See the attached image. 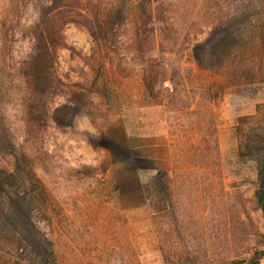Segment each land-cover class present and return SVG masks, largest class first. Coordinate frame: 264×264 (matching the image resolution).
Masks as SVG:
<instances>
[{"label":"rangeland","instance_id":"374dc122","mask_svg":"<svg viewBox=\"0 0 264 264\" xmlns=\"http://www.w3.org/2000/svg\"><path fill=\"white\" fill-rule=\"evenodd\" d=\"M146 1L0 0L1 117L34 177L0 264H248L264 249V152L246 148L264 131V2ZM115 6L100 43L88 23L107 29ZM41 29L62 88L85 93L72 126L52 117L66 96L31 116L21 99ZM225 30L237 41L220 63L196 62L194 44Z\"/></svg>","mask_w":264,"mask_h":264},{"label":"trees","instance_id":"16d2710c","mask_svg":"<svg viewBox=\"0 0 264 264\" xmlns=\"http://www.w3.org/2000/svg\"><path fill=\"white\" fill-rule=\"evenodd\" d=\"M263 2L264 0H246L244 6L247 10H245L248 12ZM138 5L143 14L149 11L146 0H138ZM113 10L106 19V23L109 26L107 29L105 28L106 25H103L99 20L97 23H93L94 25L88 23L90 31L100 43L103 34L112 32L118 24L117 20L124 18L123 6H115ZM235 36L236 33H233V31L225 30L221 35L214 33L211 38L198 41L192 48L195 61L203 63L211 60L212 63L219 64L225 53L229 52L235 41H237ZM55 56L56 45L48 38L45 30L41 29L36 39L31 42L28 57L24 61L23 79L21 81L24 86L20 87L19 90L28 116L35 114L38 101L45 96H66L67 100L54 108L52 117L57 126L68 127L75 123L80 106L85 103L86 97L84 92L69 91L62 88L64 81L56 71ZM1 106L0 156L11 155L13 159L10 166L0 163V232L11 233L13 225L19 223L20 215L23 213L21 206L22 192L26 188V183L33 180L34 177H30L26 172V165L29 163L27 153L22 148L23 145L19 143L16 135L12 134L3 115L1 117ZM251 134V140L246 143V148L251 153L264 152V131L257 130ZM259 174L262 178V183L256 190V197L264 209V166L260 167ZM164 176L166 177V175ZM157 187L160 192L168 194V184L161 182ZM16 211L20 214H16ZM261 258H264V249L258 251L256 258L252 261H260Z\"/></svg>","mask_w":264,"mask_h":264},{"label":"built area","instance_id":"2783aa9c","mask_svg":"<svg viewBox=\"0 0 264 264\" xmlns=\"http://www.w3.org/2000/svg\"><path fill=\"white\" fill-rule=\"evenodd\" d=\"M167 85H169V83H167ZM248 264H260L259 261H250Z\"/></svg>","mask_w":264,"mask_h":264},{"label":"crops","instance_id":"0c3cea01","mask_svg":"<svg viewBox=\"0 0 264 264\" xmlns=\"http://www.w3.org/2000/svg\"><path fill=\"white\" fill-rule=\"evenodd\" d=\"M259 262L260 264H264V258H261Z\"/></svg>","mask_w":264,"mask_h":264}]
</instances>
